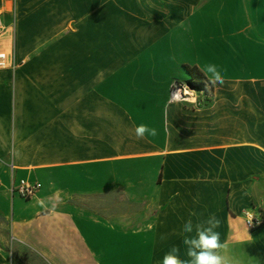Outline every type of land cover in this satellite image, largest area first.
Masks as SVG:
<instances>
[{
    "label": "crops",
    "instance_id": "0c3cea01",
    "mask_svg": "<svg viewBox=\"0 0 264 264\" xmlns=\"http://www.w3.org/2000/svg\"><path fill=\"white\" fill-rule=\"evenodd\" d=\"M0 11V264H162L174 245L187 260L182 226L210 214L224 255L264 264V224L245 223L264 218V0ZM185 64L212 96L169 103ZM20 180L40 189L25 200Z\"/></svg>",
    "mask_w": 264,
    "mask_h": 264
},
{
    "label": "clouds",
    "instance_id": "9594fccd",
    "mask_svg": "<svg viewBox=\"0 0 264 264\" xmlns=\"http://www.w3.org/2000/svg\"><path fill=\"white\" fill-rule=\"evenodd\" d=\"M134 134L137 139H145L146 136H156L157 130L146 124H139L135 126ZM219 225L220 220L215 214H210L207 219L195 224L192 219L185 221L182 226V233L185 234L182 243L188 259H181L180 248L174 245L163 256L162 264H242L239 259L223 254L227 244L221 242L220 234L216 231Z\"/></svg>",
    "mask_w": 264,
    "mask_h": 264
},
{
    "label": "built area",
    "instance_id": "2783aa9c",
    "mask_svg": "<svg viewBox=\"0 0 264 264\" xmlns=\"http://www.w3.org/2000/svg\"><path fill=\"white\" fill-rule=\"evenodd\" d=\"M5 31V26L2 21V12L0 11V37L3 35ZM9 57V53L5 52L0 47V68H4L7 66V60ZM188 86L181 82V80H175L173 81L169 88H168V102H190L187 96V89ZM176 93L179 95V97H175ZM213 93V91H212ZM212 93L209 95V97L212 96ZM207 97V98H209ZM193 101L195 102L196 99L193 98ZM40 189L39 183H32L28 182L26 180H20L16 187L12 188V192L18 194L21 198L28 200L32 198ZM246 226L249 229H254L259 227L260 225L264 224V218L261 216H255L254 214L246 213ZM250 217L252 219H250Z\"/></svg>",
    "mask_w": 264,
    "mask_h": 264
},
{
    "label": "trees",
    "instance_id": "16d2710c",
    "mask_svg": "<svg viewBox=\"0 0 264 264\" xmlns=\"http://www.w3.org/2000/svg\"><path fill=\"white\" fill-rule=\"evenodd\" d=\"M184 69L189 75V80H181L186 85L190 84L191 88L197 91H204L207 95L211 94L213 91V86L211 82H209L204 74L196 67L191 65H184Z\"/></svg>",
    "mask_w": 264,
    "mask_h": 264
},
{
    "label": "rangeland",
    "instance_id": "374dc122",
    "mask_svg": "<svg viewBox=\"0 0 264 264\" xmlns=\"http://www.w3.org/2000/svg\"><path fill=\"white\" fill-rule=\"evenodd\" d=\"M8 20H9V18H8ZM198 27H199V26H195V29L193 28L192 31H191V34H193L192 37H193V38H196V39H197V30H198ZM207 31H208V30H206V33H207ZM185 80H189V78H186ZM181 82H182V81H181ZM182 83H183V82H182ZM184 84H185V83H184ZM186 90H187V95H188L189 98H190V101H193V98H194V99H197V96H198V95L205 96V97L207 98V96H206L205 94L200 93V92H198L197 90H195V89H193V88H189V87H188ZM100 218H101V216H100Z\"/></svg>",
    "mask_w": 264,
    "mask_h": 264
},
{
    "label": "bare ground",
    "instance_id": "6f19581e",
    "mask_svg": "<svg viewBox=\"0 0 264 264\" xmlns=\"http://www.w3.org/2000/svg\"><path fill=\"white\" fill-rule=\"evenodd\" d=\"M198 92L205 94L207 97L210 95V94L207 95V94H206L207 92L205 93L204 91H198ZM187 96H188V95H187ZM175 97L178 98L179 95L176 93ZM188 98H189V96H188ZM188 100L190 101V98H189Z\"/></svg>",
    "mask_w": 264,
    "mask_h": 264
},
{
    "label": "water",
    "instance_id": "95a60500",
    "mask_svg": "<svg viewBox=\"0 0 264 264\" xmlns=\"http://www.w3.org/2000/svg\"><path fill=\"white\" fill-rule=\"evenodd\" d=\"M187 86H188L189 88H191V85H190V84H188Z\"/></svg>",
    "mask_w": 264,
    "mask_h": 264
}]
</instances>
